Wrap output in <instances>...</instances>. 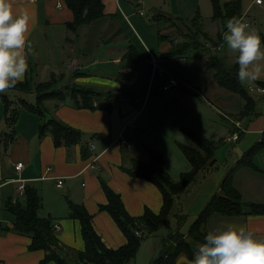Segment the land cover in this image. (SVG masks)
Masks as SVG:
<instances>
[{
  "label": "crops",
  "instance_id": "obj_1",
  "mask_svg": "<svg viewBox=\"0 0 264 264\" xmlns=\"http://www.w3.org/2000/svg\"><path fill=\"white\" fill-rule=\"evenodd\" d=\"M143 1L123 0L121 3V0H102L105 16L71 32L67 24L73 21V15L66 7V0H12L16 12L28 10L34 17V26L26 44L29 64L31 53L35 58H62L66 69L79 63V75L74 78L73 83L101 92L111 91L119 98L112 103L110 111L75 109L69 99L65 102H44L47 118L62 121L81 132V143L70 148H55L49 133L39 138V117L23 108L17 112L14 125L8 126L4 104L0 102V264H41L44 258L43 251L28 250L31 244L28 235H18L7 230L12 227L13 217L6 211L5 202L23 200V191L27 185L35 187L39 192L42 205L38 214L42 218L49 217L54 227L59 228L55 234L64 246L76 251L84 249L80 223L68 217L67 198L74 204L83 206L92 216L93 228L103 245L113 250L124 246L126 238L114 220L107 212L99 210L100 206L107 203L100 189L99 178L121 197L129 216L140 217L145 209L154 214L159 213L163 200L157 187L146 180L130 177L121 167L129 168L134 160L147 162L149 157L146 149H151L162 156L164 169L172 180L178 181L180 174L189 172L191 166L177 143L197 149L180 128L220 144H235L236 148L232 149L233 153L224 146L216 150L217 165L198 183L200 193L190 204L184 203L180 211L175 208L177 212L185 215L193 212V217L197 219L199 212L219 192L227 175H232L233 186L244 202L264 206V107L260 108L257 104L256 117L236 120L235 116L243 110V99L216 84L208 59L189 61L184 58H164V54L170 49V42H161L160 36L175 39L171 37V29L158 30L156 35L142 32L153 48L145 43L142 35L135 32L137 29L132 23L138 13L135 7L141 6ZM153 11L155 14L152 18L157 20L156 9L153 8ZM166 15H159L160 20L170 17L169 14ZM100 20L102 21L99 23ZM139 26L142 31V24ZM132 30L135 32L133 35ZM46 38L57 41L58 49L52 50L50 41ZM139 45L145 49V54L150 59L158 60L168 74L179 77L181 85L170 90L176 103H170L168 97H162L165 93L162 91L164 79L152 78L151 60L147 59V62L142 63L144 54ZM128 46H133L136 50L137 56L133 57L138 62L136 68L131 69L129 62L124 59ZM109 58L112 60L108 62ZM144 63L149 68L145 73ZM113 64L116 67H112ZM54 66L55 71L51 75L64 74L58 64L54 63ZM90 67H97L101 71L90 72ZM37 72V69L33 72L29 65L23 81L28 78L33 85L41 83L37 80ZM144 79V87L138 88L139 92L133 94L132 83L141 87V80ZM197 84L199 87H195ZM187 95L199 99L208 95L215 101V105L191 104ZM255 99L258 103L264 102V96H257ZM136 100H144L141 110L135 111V105H138ZM130 122L133 123L132 126ZM233 134H237L236 140L231 139ZM256 144L261 145L260 151L253 158V164L258 170L237 167L244 155ZM84 145L90 153L87 158L81 155V147ZM231 155H234V160L228 164L227 160ZM18 163L22 164V168L16 171ZM58 180L62 182L60 187L57 186ZM174 217L176 218L175 215ZM186 223L181 229L184 234L191 226L184 230ZM228 223L246 225L264 235V215L214 216L206 227L210 232ZM170 227L174 229L176 223H171ZM160 242L161 236L146 237L129 264H150L159 256ZM176 264L191 263L185 256H180Z\"/></svg>",
  "mask_w": 264,
  "mask_h": 264
},
{
  "label": "trees",
  "instance_id": "obj_2",
  "mask_svg": "<svg viewBox=\"0 0 264 264\" xmlns=\"http://www.w3.org/2000/svg\"><path fill=\"white\" fill-rule=\"evenodd\" d=\"M211 5L213 20L221 21L223 24L232 17H243L239 0L225 2L222 5L219 0H211ZM104 6L102 0H66V7L73 15V21L67 24L68 30L76 32L80 27L103 18L105 16ZM165 20L170 23L168 25H174V28L178 29L177 34L182 37V40L160 36L161 42H170V49L164 54V58H184L189 61L207 58L210 63L209 69L213 72L216 84L243 99V110L235 116V119L256 117L258 114L255 110L258 102L255 97L258 94H250L249 89L244 88L237 79L238 64L236 62L229 64L226 57L218 52L219 41H213L203 30L200 12L196 10L191 18L174 17L165 18ZM180 25H182L183 30ZM209 44L213 49L208 47ZM128 47L124 59L129 63L134 62L136 68L138 66V62L134 60L137 56L136 50L133 46ZM78 75L72 74V78L74 79ZM64 79V75L52 74L48 81L33 85L32 80L26 78L23 82H18L14 88L8 89L22 95L34 94V104H29L23 99L19 100V104L39 117V138L49 133L55 148L59 146L70 148L80 144L82 135L80 131L62 121L47 118L45 101L65 102L66 99H69L75 109L110 111L112 103L119 98L111 91L101 92L75 83H66L59 87V82ZM255 84L258 88L264 89V82H255ZM0 100L4 104L6 123L8 126H13L18 111L11 109V101L7 97L0 96ZM101 101L104 102V105H98ZM95 103L97 104L95 105ZM180 130L192 140L197 149L177 143L182 155L191 166L189 172L180 174L178 181L172 180L170 174L164 169L162 156L151 149H146L149 157L147 162L134 160L129 168L121 167L122 171L130 177L146 180L157 187L163 200L159 213L154 214L149 209H145L140 217L129 216L121 197L112 191L102 178H99L100 189H102L107 200V203L100 206L99 210L107 212L114 220L126 238L124 246L113 250L103 245L104 243L93 228L92 216L83 206L74 204L68 198L66 199L69 210L68 217L80 223L84 249L76 251L64 246L55 234L53 221L49 217L42 218L39 216L38 213L42 205L40 194L35 187L28 185L24 188L23 200L16 202L7 200L5 202L6 211L13 217L12 227L7 230L18 235H28L31 238L28 250L30 252H44L41 264L49 262L54 264H129L136 256L141 242L150 236H161L159 256L150 264H176L180 256H185L192 264L196 245L203 242L204 236L208 233L206 226L212 217L264 215V206L244 202L240 193L233 186L232 175H227L221 183L219 192L199 212L197 219L191 224L186 234L181 232L187 221V216L184 213L177 212L175 214L177 218L176 227L171 228V213L175 209L174 207L178 205V199L187 194L196 182L197 184L202 182L211 172V169H215L217 165L215 152L220 144L187 129L180 128ZM85 146L81 147L83 158L90 155ZM260 149V144L252 147L240 160L237 167H247L257 171L258 168L253 164V158ZM213 161V165H210Z\"/></svg>",
  "mask_w": 264,
  "mask_h": 264
},
{
  "label": "clouds",
  "instance_id": "obj_3",
  "mask_svg": "<svg viewBox=\"0 0 264 264\" xmlns=\"http://www.w3.org/2000/svg\"><path fill=\"white\" fill-rule=\"evenodd\" d=\"M34 26L28 10L16 12L12 0H0V93L23 81L28 70L27 38ZM223 41L236 53L237 79L251 85L264 73V38L244 17L226 21ZM192 264H264V235L246 225L228 223L208 232L193 253Z\"/></svg>",
  "mask_w": 264,
  "mask_h": 264
},
{
  "label": "rangeland",
  "instance_id": "obj_4",
  "mask_svg": "<svg viewBox=\"0 0 264 264\" xmlns=\"http://www.w3.org/2000/svg\"><path fill=\"white\" fill-rule=\"evenodd\" d=\"M229 1H233V0H219L220 4H224L225 2H229ZM241 3V7H242V16L246 19V21L255 29H257L262 38H264V0H263V5L261 6H255L252 5V0H239ZM121 3H123V0H121ZM153 8L156 9V19L154 20L153 15L155 14V12L153 11ZM136 11H138V13L135 15V19H133L132 23L135 25V28L137 30H135V32H137L139 35H142V39L145 41V43H147L149 46H151L150 41L148 40V38L146 37V34H157L158 30H169L171 29L173 31L172 35L173 37H175L176 40L181 41L182 37L178 36L177 31L178 29H175L174 25H168L170 23H168V21L164 20L161 21L160 20V16L159 15H166V13H168L167 15L170 16L168 18H174L177 16H182L183 18H191V16L193 17V15L195 14V11L198 10L200 12L201 15V25L203 27V30L208 34V36L215 42H218V44H220V49L218 50V52L223 55L224 57H226L227 61L229 64H233L236 62V53H233L231 50H229L227 48V46L225 45L224 41H223V34L226 31V23H222L221 21L218 20H213V8L211 5V0H155V2L153 3L151 0H144L143 4L141 6H136L135 7ZM141 11V12H140ZM140 12V14H139ZM166 15V16H167ZM102 20L98 21L99 23ZM140 24H142V31L140 30ZM181 29L182 28V25ZM139 27V29H138ZM132 29V28H131ZM154 31H151L153 30ZM133 32V30H132ZM133 32L132 35L135 33ZM146 34H143V33ZM47 41L50 43V46L53 48L52 50H56L58 49V44L57 41H53L52 39L49 40L48 38H46ZM136 40V39H135ZM53 41V42H52ZM210 46V44H209ZM208 46V47H209ZM140 49H143L140 45H139ZM151 48H153V46H151ZM155 51L157 50V47H154ZM143 52V58L144 60L142 61V63L149 59V55L147 56V54H145V49L142 50ZM147 52V51H146ZM205 58V57H204ZM203 58V59H204ZM102 59V58H99ZM207 59V58H206ZM62 58H35L34 55L31 53V58L29 60L30 62V66L33 68V72H35V70L37 69V73H39L37 80H40L41 82H46L50 79V75L53 71H55L54 69V63L58 64L59 67H61L62 71L64 72V74L60 73V75H64V80L59 82V87H62L63 85H65L66 83H73V78H72V74H78L77 72L79 71V69L77 68V66H79V63H75L74 65H72L71 67H68L66 69V66H63V62L61 61ZM112 58L108 60L111 61ZM59 62V63H58ZM147 62V61H145ZM260 63L264 64V61H261ZM39 64H43V65H39ZM46 64V66H45ZM61 64V65H59ZM129 64H131V69L135 66L134 62H130ZM140 64H141V60H140ZM99 66H101V64H99ZM112 67H116V65H112ZM143 67L145 69H143V72H148L149 68L148 65L146 63H144ZM88 70H90V72H95L97 73L98 71H101L100 69H98L97 67H90ZM45 73H47V75L45 76ZM36 75V73H35ZM129 76V75H128ZM83 80H87L85 77H81ZM127 78V76H126ZM179 78V77H178ZM35 81H37L34 78ZM257 81H264V73L261 74L260 79H258ZM145 79L141 80V87L137 84V83H132V93L133 94H137L139 92L138 88H143L145 85ZM244 86V88L246 87V89L253 88L256 89L257 86L254 83H252L251 85L244 83L242 84ZM195 87H199V85L197 84ZM141 91V90H140ZM252 94V93H251ZM142 95V94H140ZM0 96H5L7 97L10 101H11V109H16L17 111H19L21 107V105L19 104V100L23 99L25 100L27 103L29 104H34L35 102V96L34 94L31 95H22L16 91H11V90H6L3 93H0ZM144 96V95H143ZM173 92H165L163 93L162 97H168L167 100L170 103H176L175 100H173ZM189 96V98L187 99L189 102H191V104L200 106V105H205L207 103H214L215 105V101L212 100L210 97H208V95H205V98L203 99H199L193 95H187ZM258 96H264L263 94H258ZM142 97V96H141ZM144 100H142V102H140V105H135V111L137 110H141L142 108V103ZM1 102V100H0ZM180 103V102H179ZM97 103H95L96 105ZM169 104V103H167ZM259 107H264V102H260L258 103ZM98 105H104V102L101 101L98 103ZM25 109V108H23ZM26 110V109H25ZM134 111V113H135ZM140 118V117H139ZM139 118L137 119V121H139ZM132 122H130L131 124ZM228 147L227 151L232 152V149L236 148L235 144H219V147ZM226 151V150H225ZM233 153V152H232ZM226 154L224 155L225 158ZM222 159V158H221ZM234 160V155H231L228 158V164H231L232 161ZM98 176V174H97ZM174 177H176L174 175ZM201 181V180H200ZM200 183V182H198ZM198 184L197 182L194 184V186L191 187V189L188 191L187 195H185L184 197H182V199H178L179 203L176 207L179 211L181 210V206L184 205V203L190 204L200 193L199 187H197ZM187 208V207H186ZM177 209H174L173 212L171 213V218H170V222L172 224L176 223V218L174 217V215L177 213ZM194 209V208H193ZM175 213V214H174ZM183 213V212H182ZM188 216V223H186V229H188L187 227H189L195 220L196 218L193 217V212H191V214H187ZM186 215V216H187ZM185 226V224L183 225ZM164 232V231H162Z\"/></svg>",
  "mask_w": 264,
  "mask_h": 264
},
{
  "label": "built area",
  "instance_id": "obj_5",
  "mask_svg": "<svg viewBox=\"0 0 264 264\" xmlns=\"http://www.w3.org/2000/svg\"><path fill=\"white\" fill-rule=\"evenodd\" d=\"M252 5L261 6V5H263V0H252ZM209 47L212 48L211 46H209ZM217 49L219 50L220 47H218ZM151 63H152V66H153V71L151 73L152 74V78L158 77V78L164 79V84L162 86V91L167 92V91H170L171 89L177 88V87H179L181 85L180 79L178 77L174 76V75L168 74V72L159 64L158 60L151 59ZM248 89H249L250 94L251 93H255V94H263L264 93V89H261V88H258V87L256 89H253L250 86V88H248ZM135 103L140 105V100H136ZM132 125H133V123L130 124V126H132ZM231 139L236 140L237 139V134H233ZM91 149H93V147H91ZM21 168H22V164H20V163H18L15 166V170L16 171L21 170ZM61 184H62L61 180H58L57 181V186L60 187ZM58 230H59L58 227H54V231L57 232ZM137 235H139V234H137Z\"/></svg>",
  "mask_w": 264,
  "mask_h": 264
},
{
  "label": "water",
  "instance_id": "obj_6",
  "mask_svg": "<svg viewBox=\"0 0 264 264\" xmlns=\"http://www.w3.org/2000/svg\"><path fill=\"white\" fill-rule=\"evenodd\" d=\"M213 163H214V161H213V162H211V164H210V165H213Z\"/></svg>",
  "mask_w": 264,
  "mask_h": 264
}]
</instances>
